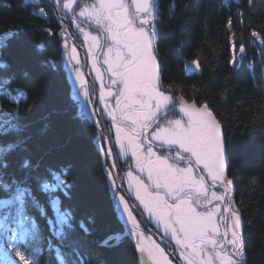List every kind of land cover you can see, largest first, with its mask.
<instances>
[{"label": "snow or ice", "instance_id": "6c2138e0", "mask_svg": "<svg viewBox=\"0 0 264 264\" xmlns=\"http://www.w3.org/2000/svg\"><path fill=\"white\" fill-rule=\"evenodd\" d=\"M247 2L254 5V0ZM24 3L38 8L33 16H46L41 0ZM55 4L58 21L67 20L76 29L73 34L61 27L59 36L72 96L79 101L78 116L98 129L101 120H108L109 130H114V140L102 132L93 139L106 158L114 208L128 227L98 242L96 249L89 246L91 232L84 221L79 223L82 235L77 234L72 212L63 207L59 195L67 196L73 186L68 170L51 166L41 170L43 155L34 160L40 145L22 116L32 109L20 107L27 93L12 86L15 77L3 61L8 41L19 35L8 31L0 35V97L16 107L8 112L0 100V264H107L97 249L115 248L123 236L134 238L143 264H173L165 247L142 228L144 220L137 215L145 214L183 264H248L241 214L230 195L233 181L227 175L229 155L221 122L207 100L176 97L161 82L155 48L159 0H55ZM223 6H230V0H223ZM175 7L170 6V14ZM237 15L243 23L239 9ZM231 25L230 17L229 64L235 70L246 60V47L242 41L237 44ZM44 31L53 35L51 28ZM251 36L264 46L261 33L252 31ZM79 37L95 73L91 81L75 43L69 48V39ZM200 69L196 60L185 64L187 72ZM54 115L42 117L40 137L47 135ZM114 155L131 159L126 181L129 195L138 202L135 208L122 192L123 183L117 185L116 162L107 164ZM36 192L46 199L41 201Z\"/></svg>", "mask_w": 264, "mask_h": 264}, {"label": "trees", "instance_id": "16d2710c", "mask_svg": "<svg viewBox=\"0 0 264 264\" xmlns=\"http://www.w3.org/2000/svg\"><path fill=\"white\" fill-rule=\"evenodd\" d=\"M44 1L45 17L33 16L24 0H0V35L18 32L8 41L3 61L10 64L13 87L27 93L21 108L30 125L28 131L43 155L45 166L65 168L72 187L68 195L59 193L63 207L72 212L77 234L84 221L91 235L92 249L108 236L123 233L126 226L114 208L106 167L101 159L91 123L82 122L71 96L64 70L61 27L49 4ZM161 13L157 20L155 48L162 67L161 82L176 97L207 100L220 120L227 139L229 163L227 175L233 181V201L242 219V234L248 264H264V46L251 36L252 31L264 37V0H159ZM175 4L174 15L169 8ZM243 13L237 15V10ZM236 32L237 44L246 47V60L238 69L229 64L230 41L228 20ZM51 28L53 35L44 29ZM196 60L199 71H185V64ZM251 65V66H250ZM27 73V75H25ZM6 111L16 107L0 97ZM55 112L51 128L39 136L42 117ZM11 137H9L10 139ZM46 153V154H45ZM18 162L13 164V169ZM41 201L45 196L36 192ZM49 216L52 215L48 208ZM41 225L45 224L39 218ZM115 243V242H113ZM107 264H138L135 240L123 236L115 248L97 249Z\"/></svg>", "mask_w": 264, "mask_h": 264}, {"label": "flooded vegetation", "instance_id": "af4514ba", "mask_svg": "<svg viewBox=\"0 0 264 264\" xmlns=\"http://www.w3.org/2000/svg\"><path fill=\"white\" fill-rule=\"evenodd\" d=\"M41 2H43V4H44V1L43 0H41ZM38 10V9H37ZM158 20V19H157ZM157 20L155 21V27H156V29H157ZM65 22V24L67 25V26H69V27H74V25H71L70 23H69V21H67V20H65L64 21ZM74 29H75V27H74ZM77 43H75V42H72V40H71V44H69V46H70V48H71V46H72V44L73 43H75V45H76V47H77V51H78V53H79V55H80V59H81V67L86 71V79H88L89 81H91L93 78H94V76H95V73L92 71V69H91V62H90V60L87 58V48H86V46H84V44H83V38L82 37H79L78 38V41H76ZM77 44H78V46H77ZM101 66L103 67V65H102V57H101ZM105 82H107V77H105ZM96 87H97V89H98V87H99V83L97 82V84H96ZM77 101V100H76ZM77 105H78V108H79V101H77ZM110 121H108V120H101V124H103V128H104V130H105V132H106V135L107 136H110V137H112L113 138V140H114V130H109L110 129ZM113 150H114V152H116V151H118V149H116L115 148V146H114V144H113ZM119 159H125V164H132V162L130 161L131 159H130V157L129 158H119ZM108 160H110V164H112V160H113V158L112 159H108ZM133 167H134V165H133ZM125 192H126V194H127V196L132 200V202L135 204V206H137L138 205V202L137 201H135V199H134V194L133 195H129V193H128V185H127V183H126V185H125ZM230 191H231V188H230ZM135 214V213H134ZM143 220H145L144 222H146L145 224H147V228L153 233L154 232V234L157 236V237H155L153 234H151L148 230H147V228L146 227H143L142 226V228L145 230V232L147 233V234H150V235H152V238L154 239V240H156L158 243H161V246L162 247H165V249H166V252H169V258L173 261V264H183V261L182 260H180V259H178V253L177 254H172L170 251H169V249H168V245H166V244H164L163 242H162V236H163V233H162V230H160V229H157L156 228V226H155V224L154 223H151V222H148V218H147V215L145 214L144 216H143ZM137 219L139 220V218H138V216H137ZM172 243V245L174 246V242H171ZM136 255H137V261H138V264H143V261H142V259H141V257H140V255L136 252Z\"/></svg>", "mask_w": 264, "mask_h": 264}, {"label": "rangeland", "instance_id": "374dc122", "mask_svg": "<svg viewBox=\"0 0 264 264\" xmlns=\"http://www.w3.org/2000/svg\"><path fill=\"white\" fill-rule=\"evenodd\" d=\"M89 2H90V0H89ZM72 30H73V32L75 33L76 32V29H74V27H70ZM76 41H78V38L76 39ZM69 48H70V46H69ZM102 127H103V124H102ZM113 161H115L116 162V165H117V168H116V170L114 171V175L116 176V179L118 180V181H120V182H122V181H126V172L128 171V170H130V165L131 164H125V159H119V158H117L115 155L113 156V160H112V163H113ZM131 161V160H130ZM107 164L108 165H111L110 164V160H107ZM133 167V166H132ZM134 168V167H133ZM122 178H124V180L122 179ZM229 178V177H228ZM230 179V178H229ZM230 195H231V197H232V200H233V195H234V193H233V190H232V186H231V191H230ZM235 206V205H234ZM121 217V216H120ZM122 220V219H121ZM124 223V222H123ZM125 225V224H124ZM126 226V225H125Z\"/></svg>", "mask_w": 264, "mask_h": 264}, {"label": "water", "instance_id": "95a60500", "mask_svg": "<svg viewBox=\"0 0 264 264\" xmlns=\"http://www.w3.org/2000/svg\"><path fill=\"white\" fill-rule=\"evenodd\" d=\"M49 1V0H48ZM50 5H51V7L53 8V10H54V7H53V5L50 3ZM116 182H117V185H120L121 183L118 181V180H116ZM122 192L125 194V192H124V190L122 189ZM126 195V194H125ZM126 198H128V196L126 195ZM128 199H130V198H128ZM132 201V200H131ZM132 205H133V207L135 208L136 206L133 204V202H132ZM140 217V219H142V217L141 216H139ZM143 225H144V223H143Z\"/></svg>", "mask_w": 264, "mask_h": 264}]
</instances>
